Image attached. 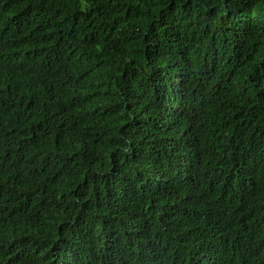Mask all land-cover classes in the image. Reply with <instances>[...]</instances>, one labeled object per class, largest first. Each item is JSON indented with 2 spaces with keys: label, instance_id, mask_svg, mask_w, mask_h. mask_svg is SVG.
<instances>
[{
  "label": "trees",
  "instance_id": "obj_1",
  "mask_svg": "<svg viewBox=\"0 0 264 264\" xmlns=\"http://www.w3.org/2000/svg\"><path fill=\"white\" fill-rule=\"evenodd\" d=\"M0 264H264V0H0Z\"/></svg>",
  "mask_w": 264,
  "mask_h": 264
}]
</instances>
